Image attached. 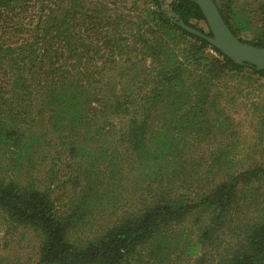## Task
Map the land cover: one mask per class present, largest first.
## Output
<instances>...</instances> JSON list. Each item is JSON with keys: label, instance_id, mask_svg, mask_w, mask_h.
Returning <instances> with one entry per match:
<instances>
[{"label": "trees", "instance_id": "1", "mask_svg": "<svg viewBox=\"0 0 264 264\" xmlns=\"http://www.w3.org/2000/svg\"><path fill=\"white\" fill-rule=\"evenodd\" d=\"M213 1L240 41L264 48L263 2L235 9L234 0ZM163 4L0 0V170L6 172L0 212L41 233L37 264H129L141 247L194 214L196 221L207 216L209 225L187 245L188 255L237 222V244L218 264H264V101L247 109L254 133L248 154H241L238 111L223 94L231 80H264V69L238 65L183 30ZM166 4L211 36L197 25L207 27L194 0ZM247 32L252 37L244 40ZM114 118H125V127L116 129ZM108 136L115 137L113 149ZM205 143L211 156L193 160L192 148ZM117 149L125 156L115 163ZM63 154L91 160L68 212L51 195L53 167ZM48 157L47 182L38 181L37 164ZM126 161L137 205L95 235L75 239L102 202L101 186L116 187ZM100 162L106 180L91 169Z\"/></svg>", "mask_w": 264, "mask_h": 264}, {"label": "rangeland", "instance_id": "2", "mask_svg": "<svg viewBox=\"0 0 264 264\" xmlns=\"http://www.w3.org/2000/svg\"><path fill=\"white\" fill-rule=\"evenodd\" d=\"M258 1L264 3V0H234V8L242 9L245 4L257 3ZM167 2L168 0H166L165 5H167ZM197 25L204 32H208V28L202 21H198ZM240 36L244 40H249L252 37L249 32ZM132 56H134V53H132ZM253 79L248 81L231 80L228 89L223 90V94L227 98H233L230 107L236 105L233 110L238 111L234 114V119L238 122L237 128L241 132L239 142L242 144L235 148V152H241V154H248L245 145L252 140V133H254L248 122L247 109L253 103L264 101V80H257L255 77ZM111 122L114 123L116 129H119L125 127L127 120L125 118H114ZM107 141L112 145V149L117 146L115 145V137L108 136ZM209 144L205 143V146L192 148L194 150L191 154L192 159L203 162L210 157L212 147ZM109 153L110 151H107L108 157H110ZM113 154L115 163L125 156L118 149ZM92 155L96 157L97 154L95 152ZM108 160L107 158L106 161ZM48 161L49 157L44 164H37L34 174L38 181L47 182L50 167V164H46ZM57 163L58 165L53 167L57 173L55 183L51 187V195L57 208L62 212H68V208L72 206L73 201H76L80 196L81 186L79 188L77 186L79 183L82 185L83 169H85L86 164L91 166V160L83 157V159L70 161L63 154ZM68 164H70L69 167H67ZM100 164L101 162L96 164L98 168L93 167L91 169L100 174L103 180H106L109 174L108 170L103 169ZM121 169L122 171L117 176V184L115 183L116 187L109 186L105 189L103 185L101 186L102 202L90 214L87 223L76 234L74 233L75 239L89 238L103 227L112 224L116 219L124 215L127 216L132 212V207L137 201L136 196L132 193V169L128 166L127 161L121 165ZM5 173V170H0V176L5 175ZM203 173L204 171H202ZM107 190H110V192L107 193ZM194 215L186 218L183 223L163 231L158 239L151 244L141 247L129 264H218L219 259L237 244L238 235L234 231L237 222L232 223V229L224 227L222 231L213 233L209 241L203 242L199 253L190 256L186 252L187 245L200 241L203 232L209 225L207 216H201L199 221H196ZM242 217L243 215H238L236 221H239ZM41 237V233L33 226L15 223L0 212V264H37Z\"/></svg>", "mask_w": 264, "mask_h": 264}, {"label": "water", "instance_id": "3", "mask_svg": "<svg viewBox=\"0 0 264 264\" xmlns=\"http://www.w3.org/2000/svg\"><path fill=\"white\" fill-rule=\"evenodd\" d=\"M194 1L205 18L211 36L206 35L186 25L182 20H179L174 12L168 10L165 5L166 0H164L163 6L172 22L176 23L188 33L206 40L210 45L216 47L236 64L252 66L256 70L264 69V48H257L240 41L225 23L218 6L213 0Z\"/></svg>", "mask_w": 264, "mask_h": 264}]
</instances>
